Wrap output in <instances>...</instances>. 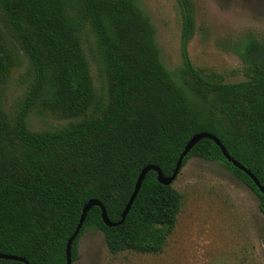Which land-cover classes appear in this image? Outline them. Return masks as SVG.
<instances>
[{"label":"trees","instance_id":"16d2710c","mask_svg":"<svg viewBox=\"0 0 264 264\" xmlns=\"http://www.w3.org/2000/svg\"><path fill=\"white\" fill-rule=\"evenodd\" d=\"M178 3L182 62L171 71L139 0H0L1 253L29 264H65L83 204L96 198L118 221L141 168L155 164L169 176L196 132L214 134L264 186V41L248 37L235 46L246 80L204 76L187 52L192 6ZM19 54L29 81L8 104ZM31 116L65 123L32 129ZM190 156L226 167L257 195L264 216V193L211 139L195 143L181 167ZM182 198L149 170L122 223L105 225L98 206L87 211L72 261L87 227L103 232L111 254L159 252ZM0 264L24 263L0 258Z\"/></svg>","mask_w":264,"mask_h":264},{"label":"rangeland","instance_id":"374dc122","mask_svg":"<svg viewBox=\"0 0 264 264\" xmlns=\"http://www.w3.org/2000/svg\"><path fill=\"white\" fill-rule=\"evenodd\" d=\"M194 33L187 43L193 66L225 83L247 79L235 46L248 37L264 41V0H189ZM154 29L161 62L171 71L181 64L178 0H139ZM6 102L27 87L28 62L19 54ZM92 68V74L94 73ZM97 83V80H95ZM32 129L53 128L64 120L30 117ZM172 186L183 195L176 222L156 253H109L102 231L87 227L77 241L73 264H264V216L257 195L217 161L190 156Z\"/></svg>","mask_w":264,"mask_h":264},{"label":"water","instance_id":"95a60500","mask_svg":"<svg viewBox=\"0 0 264 264\" xmlns=\"http://www.w3.org/2000/svg\"><path fill=\"white\" fill-rule=\"evenodd\" d=\"M202 138H209L211 139L221 150L223 156L232 163V165H234L235 167H237L238 169L242 170L245 174H247L254 182V184L257 186V188L264 193V186H262L258 179L255 177V175L249 170L247 169L245 166H243L241 163H239L236 159H234L225 149L224 145L221 143V141L212 133L207 132V131H200V132H196L195 134H193L188 141L186 142V144L184 145L181 153L179 154L176 163H175V167L172 171V173L169 176H164L159 168V166L155 165V164H146L144 165L141 170L138 173V176L135 180L134 186H133V190L128 198V201L126 202L121 214H120V219L118 221H110L107 214H106V210L103 206V204L100 202V200L96 199V198H90L88 199L82 206L81 209V213L78 219V222L76 224V227L74 229V231L72 232V234L69 236V238L67 239L66 242V247H65V264H73L72 258H71V246H72V242L73 239L75 238V236L78 234L79 229L84 221L85 215L87 213V211L92 207V206H98L100 208V215L101 218L104 222L105 225L107 226H115L118 225L120 223L123 222L128 210L130 209L133 200L136 197V194L140 188L141 182L145 176V174L149 171V170H154L156 172V179L158 182L162 183V184H172L173 181L175 180L178 172L181 169V163L182 160L184 158V156L189 152V150L194 146L195 143H197L200 139ZM263 159H264V154H263ZM0 258L1 259H6V260H17V261H21L24 264H29L23 257L21 256H17L14 254H7V253H1L0 252Z\"/></svg>","mask_w":264,"mask_h":264}]
</instances>
